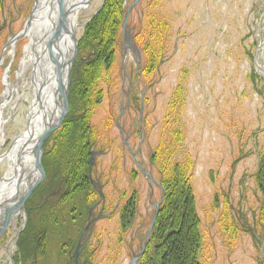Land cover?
Segmentation results:
<instances>
[{"label":"rangeland","instance_id":"1","mask_svg":"<svg viewBox=\"0 0 264 264\" xmlns=\"http://www.w3.org/2000/svg\"><path fill=\"white\" fill-rule=\"evenodd\" d=\"M34 1L5 0L0 23L5 21L8 24L20 15L18 23L13 26V30L17 29L20 22L28 20ZM100 6L101 0H92L89 7L81 11L82 18L78 23L83 25L76 31L77 40L89 17L96 14ZM124 6L125 13L130 8L126 25L127 38H131L130 47H137L135 32L141 18L152 9H156L160 20L168 23L164 60L146 82L139 80L140 51L137 68L134 56L128 50L120 51L119 42L117 60L124 70L115 64L110 74L114 78V87L106 93L92 124L101 129L103 124L112 122L118 113L122 93L129 89V102L133 107L128 119L142 118L145 134L140 152L143 162L150 166L149 151L156 142L166 105L174 89L180 86L184 97L180 114L184 149L195 161L193 185L204 236L201 259L206 264H264V239L257 244L244 232L245 226L250 229L253 225L252 211L257 207L252 174L264 138V0H125ZM20 39V45L4 47L0 64V96L3 93L9 96L8 87L3 82L4 75L9 90H12L11 96L13 94V105L4 109L6 122L2 128L4 144L0 147V154L6 152L10 143L24 132L27 106L32 100L31 62L24 68L20 79L15 75L28 43L27 36ZM2 45L0 40V55ZM122 74L126 75L123 91ZM16 80L23 86V92L20 85L18 92H13ZM103 89L107 91L105 84ZM106 118L108 122H105ZM116 136V131L112 130L109 139ZM134 139V143L130 142L132 155L138 145L137 137ZM117 142L115 140L114 146ZM100 150L96 153L102 154L103 151V155L94 156V165L104 168L114 160V149ZM236 159H239L238 163L232 168ZM8 168L7 161L1 164L0 180ZM151 169V176L157 184L153 185L151 196L145 181L140 180V205L131 228V250L137 240H143V253L150 238L153 205L159 203L162 195L164 200L158 174ZM236 210L243 212V223L230 218ZM12 223L10 221L7 227L5 243H0V264H10L9 256L13 262L16 248L11 241L16 231ZM21 223L22 218L18 217L16 230L19 232L23 226ZM117 247L116 244L111 264H128L127 250L121 245L117 253Z\"/></svg>","mask_w":264,"mask_h":264},{"label":"trees","instance_id":"2","mask_svg":"<svg viewBox=\"0 0 264 264\" xmlns=\"http://www.w3.org/2000/svg\"><path fill=\"white\" fill-rule=\"evenodd\" d=\"M124 2L101 0L99 10L81 30L77 59L70 74L69 112L43 144L45 179L25 204L27 220L15 243L14 264H71L69 253L75 249L88 211L97 197L89 180L90 151L108 149L111 145L105 133L110 123L105 129H99L92 121L106 93L114 87L110 74L115 64L121 70L117 57ZM4 4L5 0H0V15ZM167 26L166 21L159 19L156 9L141 18L134 35L141 53L137 79L146 82L163 62ZM104 84L107 91L103 89ZM183 101L178 86L166 105L156 142L149 151V167L158 174L164 200L139 264H206L201 259L204 236L193 185L195 161L184 149L180 119ZM252 181L257 207L252 211L253 225L250 229L245 226L244 232L257 243L264 239V138ZM139 199L133 192L128 201L122 202L118 210V237H123L134 225ZM214 206L219 208L217 203ZM230 218L243 223L244 214L236 210ZM5 241L6 237L0 243ZM116 244L119 253L118 239ZM91 249L88 245L83 253Z\"/></svg>","mask_w":264,"mask_h":264},{"label":"water","instance_id":"3","mask_svg":"<svg viewBox=\"0 0 264 264\" xmlns=\"http://www.w3.org/2000/svg\"><path fill=\"white\" fill-rule=\"evenodd\" d=\"M44 1V5L47 7L45 16L50 22V25L48 27L49 30L32 42L29 49L33 66L32 83L34 85V95L27 108L24 132L20 133L10 143L8 150L0 155L1 158L6 157V154L11 152L13 146L15 144L18 145L9 159L11 176L8 179L2 178L0 180V185L3 183L14 185L13 192L9 197L0 201V239L5 236L7 227L13 217L20 216L22 218V225H25L27 215L24 213V206L45 178V173L42 168L43 144L61 126L69 112L68 88L70 74L77 57L78 40L76 38V31L79 26L75 23L74 27V24L72 25V23L68 22L67 17L81 10H86L92 0H76L77 2L71 1L70 4H67L69 0ZM40 2L41 0L34 1L28 20L25 22L20 33L10 41V45H13L16 40L27 36L31 25L35 21V13L40 7ZM129 13L130 8L124 14L123 18L120 38L121 49L125 51L130 49L138 60L140 58L139 50L136 46L130 47L131 38H127L126 35L127 17ZM53 14L54 18L52 16ZM65 38H69L70 42L65 41ZM37 43L40 44V53L36 51ZM5 48L1 51L0 64L3 61ZM42 58L45 61L41 60ZM41 61H43V65H41ZM50 69H52V75L47 83V72ZM38 76L40 77V81ZM48 85L52 89L50 98H47L45 91ZM11 93L12 90H9L8 99ZM95 154L97 153H92L91 155L89 172H91V168L94 166ZM162 202L163 195L159 203L154 205V215L151 220L148 237L153 230L155 219L159 212V206ZM11 225L16 231L15 237L11 241L14 244L19 236L20 230H16V223L13 222ZM89 226L90 224L85 227V231L89 229ZM82 238L83 235L72 256L75 262L85 245V243H81ZM8 248L7 246V254ZM142 253L143 250L141 251V255ZM141 255L138 259H140ZM9 258L10 264H13L10 256Z\"/></svg>","mask_w":264,"mask_h":264},{"label":"flooded vegetation","instance_id":"4","mask_svg":"<svg viewBox=\"0 0 264 264\" xmlns=\"http://www.w3.org/2000/svg\"><path fill=\"white\" fill-rule=\"evenodd\" d=\"M71 1L73 2L76 0H69L67 4H70ZM81 11L68 16V22L73 24V21L76 20L75 23L78 26V19L82 18L80 16ZM19 19L20 15L9 21L8 24H5V21H3V23H0V40L3 44L1 47V51L6 46L7 48H13L15 46L20 45L21 39L16 40L12 46L10 45V41L20 33V31L23 29V24H25L26 22L25 20L22 23L20 22V25L17 27V29L13 30V26L18 23ZM128 52L134 55V53L130 51V49H128ZM137 63L138 62H136V66ZM120 67L123 71L124 68L122 67V64L120 65ZM31 69H33L32 64ZM125 79L126 75L122 74L121 91H123ZM128 91L122 93L121 101L119 102L118 113L117 115H115V117H113L112 122L108 127V132H105L106 134L108 133V141L111 143L108 149H114V160L109 162V164L106 165V167L104 168H99L98 165H96L95 163L89 175L90 184L96 192L97 197L95 198L96 201L94 205L88 211L86 221L81 229L80 235L76 243L77 247L80 238L83 235L81 243H85V245L81 253L77 257L76 262L72 258L76 247L71 253H69V259L71 261V264L113 263L114 249L117 243V239L118 242L122 246H124L125 250H127V256L129 261L128 264H139L138 258L141 254V248L144 244V241L137 240V245L134 247V250H131L132 229L129 228L125 232L123 237H118L120 231V226L118 222V210L122 202H126L131 198L133 192L137 193L140 198L141 179L145 181L146 186L148 188V194H150L151 196L154 189L153 185L157 183L151 176L152 169L143 162L142 155L140 152L141 142H143V136L145 134L143 133L142 118L138 117L134 121H130V119H128L129 110L133 107L132 104L129 102ZM105 122H108L107 118ZM106 126V124H103L101 129H105ZM112 130L116 131L117 136L109 139ZM135 137H137L138 145L136 147L135 155H132L131 143L135 142ZM115 140L118 141V144L116 146H114ZM92 152H101V150L95 148L90 151V153ZM98 155L102 156L103 151L102 154H95V158ZM132 177L134 178L132 179ZM139 205L140 200L138 203V207ZM99 222H101L102 225H98ZM88 224H90L89 229L85 231V227ZM88 245H91L93 249L89 251L87 250L86 254H84L83 251ZM107 249L108 252L106 253Z\"/></svg>","mask_w":264,"mask_h":264},{"label":"bare ground","instance_id":"5","mask_svg":"<svg viewBox=\"0 0 264 264\" xmlns=\"http://www.w3.org/2000/svg\"><path fill=\"white\" fill-rule=\"evenodd\" d=\"M44 4H45V1L41 0V2L39 4L40 7H39L38 11L35 13V17H34L35 21L31 25V27H30V29H29V31L27 33L28 43L24 47L25 48L24 49V56L22 57V59L20 61L19 69L16 71V74H15L17 76L16 79H20V77L23 76L24 68L26 67L27 64H29L31 62L29 48H30L32 42L37 40L40 37L41 34H43L44 32H47L49 30L48 27L50 25V22L46 19V16H45L47 7ZM52 16L54 18V14ZM75 22H76V20L73 21L74 27H75ZM65 41H69L70 42L69 38H65ZM68 43H67V45H68ZM65 46H66V43H65ZM36 47H37L36 49L40 53V44L37 43ZM41 60L45 61V59H43V58ZM43 64H44L43 61H41V65H43ZM51 71H52V69L48 70V72H47V77H46L47 83L49 82L50 77L52 75ZM38 79L40 81V77L39 76H38ZM3 82L8 87L7 91L9 92L10 88H9V83L7 82V76L6 75H4V77H3ZM16 83H18V81ZM31 84L32 85L30 87V93H33V95H34V90H33L34 89V85H33V83H31ZM19 85H20L21 91L23 92V90H22L23 86H21L20 82L18 84H16V88L13 89V92H16V93L18 92L17 88H18ZM50 85H48V87L45 88L47 98H50V96L52 95V89H51ZM37 86H39V85H37ZM12 98H13V94H12V97H10L9 99H8V95L6 96V94H4V93L0 96V147L4 144L3 132H2V128L4 126V123L6 122V118L3 116L4 109L7 106L13 105L12 104L13 103ZM17 146L18 145L15 144L13 146L11 152H8L6 154L7 155L6 157L1 158V156H0V166H1V164L3 162L7 161L9 163V159L11 158L12 153L16 150ZM0 155H2V154H0ZM10 176H11V169L9 167L7 172H6V174H5V176H4V178L8 179ZM13 189H14V185H11V184H8V183L7 184L6 183L1 184L0 185V201H2L3 199L8 198L9 195L13 192ZM16 221H17V217H13L12 218V222L16 223Z\"/></svg>","mask_w":264,"mask_h":264}]
</instances>
